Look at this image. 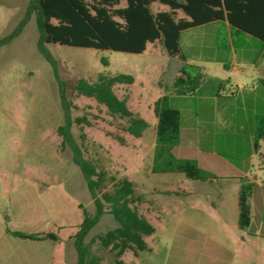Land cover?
I'll return each instance as SVG.
<instances>
[{
  "label": "rangeland",
  "instance_id": "1",
  "mask_svg": "<svg viewBox=\"0 0 264 264\" xmlns=\"http://www.w3.org/2000/svg\"><path fill=\"white\" fill-rule=\"evenodd\" d=\"M29 1L0 0V39L21 25ZM152 9L168 10L159 4ZM220 27L214 22L183 32L187 64L169 57L161 44H150L142 54L48 45L55 68L38 50L35 14L17 38L0 47V264H78L81 225L97 211L72 148L59 133L68 120L73 143L107 173L108 189L112 178L133 181L143 199L136 207L156 228L146 238L151 252L136 257L129 251L117 257L96 240L118 226L107 210L82 237L102 264H237V258L228 261L225 251L234 252L236 245L247 247L245 252L252 257L244 264H264L260 208L249 214L250 228L242 234L240 213L213 207L214 191L225 184L210 183L194 190L197 182L183 174L151 173L157 126L154 107L168 94L170 106L182 115L185 150H176L177 156L195 160L215 178L233 173L229 163L247 168L253 179L239 183V197L246 196L247 204L251 193L258 205L264 200V165L252 147L253 117L264 114V84L252 80L258 75L256 66L263 69L264 78V43L241 33L234 48H219ZM183 65L193 77L203 74L196 96L172 91ZM100 74L134 77L132 85H118L115 92L149 123L142 138L128 134L126 121L111 115L105 106L74 93L77 80L95 82ZM61 83L66 86L67 109ZM9 231L52 233L57 240H22ZM250 235L261 236L262 245L246 243L245 239L252 240Z\"/></svg>",
  "mask_w": 264,
  "mask_h": 264
},
{
  "label": "trees",
  "instance_id": "2",
  "mask_svg": "<svg viewBox=\"0 0 264 264\" xmlns=\"http://www.w3.org/2000/svg\"><path fill=\"white\" fill-rule=\"evenodd\" d=\"M154 4L165 6L168 10L154 12ZM31 14L36 15L39 30L38 50L55 68L56 60L48 45L142 54L150 44H161L169 57L187 63L182 54L183 32L214 22L221 24L217 33L219 48H234L241 33L264 43V0H30L21 25L12 35L0 39V47L20 35ZM102 61L105 66L108 65L106 60ZM186 67L183 65L180 69L172 91L178 96H196L203 74L193 77ZM261 82L264 84V80ZM133 83L134 77L131 75L100 74L95 82L77 80L73 91L79 96L94 99L105 106L111 115L125 120V131L140 139L149 128V123L135 115L129 109L128 100L121 99L115 92L116 86ZM60 89L67 109L65 84L61 83ZM154 113L157 126L151 172L178 173L197 181L215 179V176L202 169L195 160L176 155L175 150L181 141L182 115L179 110L170 106L168 94L156 102ZM59 133L72 148L73 160L87 182L97 211L94 217H87L81 225L79 239L76 241L78 264H102L101 258L90 251L82 237L107 210L118 226L96 238L102 248L110 250L117 257L124 256L129 251L136 257L142 252H151L146 238L153 236L156 228L136 207L143 200L137 194L136 184L127 178H112L111 189H108L107 173L93 161L86 159L81 148L73 143L69 120L60 128ZM252 137L253 153L259 155L261 164L264 165V114L253 117ZM249 214L247 197L242 196V227L249 224ZM9 233L22 240H57L52 233ZM116 264L123 263L118 261Z\"/></svg>",
  "mask_w": 264,
  "mask_h": 264
},
{
  "label": "crops",
  "instance_id": "3",
  "mask_svg": "<svg viewBox=\"0 0 264 264\" xmlns=\"http://www.w3.org/2000/svg\"><path fill=\"white\" fill-rule=\"evenodd\" d=\"M158 11H161V10H158ZM215 61H217V60H215ZM225 68H228V67L226 66ZM233 69L235 71L240 70L241 72H244V68H242V67H233ZM262 70H263L262 68L256 66L255 67V73L258 74L259 76L258 75L252 76V80H254V81L264 80V78H262V76H260ZM182 135H183V130H182V122H181V141H180V146L177 147V149H176L177 151L180 150L181 152L185 150L181 146ZM252 140H253V138H252ZM260 145H262V144L260 143ZM252 147L254 148V141L252 143ZM176 150H175V153L177 155ZM178 157L182 158L181 156H178ZM220 164H222V163L219 162V165ZM227 166L233 171V173L230 172V174H220V175H217L215 179L208 180V181L194 180L197 182L196 183L197 185H195V187L193 189L194 190H196V189L202 190L203 186H208L207 184H210V183L215 184V185H218L220 183L225 184L224 187L220 186V187H218L217 190L214 191L213 207L216 211L222 210L224 213L234 212V213L239 214L240 213V199H239L240 197H239V192H238V186L240 184L242 185L243 181H248L249 179L251 180V179H253V177L250 173V170H248L247 168L240 169L237 165H235L233 163H229V165H227ZM189 180H191V179H189ZM252 185L255 186V183ZM244 188H245V186H244ZM232 189H234V190L232 191ZM183 194H185V193H183ZM251 195H252V193H251ZM251 195L249 196V201H248L250 213H252L255 210V208H260L264 214V200L260 205H258L254 199V196L253 195L251 196ZM263 199H264V192H263ZM146 217L149 220H151L150 217H148V216H146ZM263 223H264V221H263ZM250 225L251 224L249 223L248 226L241 228V223H238V228L241 230V233L243 234L245 231L249 230ZM250 238H252V240L245 239V242L246 243H248V242L254 243L255 242L257 245H262L260 243V242H262L261 236L250 235ZM246 249H247V247L242 248V246H238V245L235 246L234 252H231V251L226 249L225 251L228 252V254H226L228 257V261L233 263V262H235V260L237 258L239 260V262H237V264L238 263H240V264L248 263V261H250V259H252V257L248 256V254L245 252ZM237 252H239L240 254H237ZM233 264H235V263H233Z\"/></svg>",
  "mask_w": 264,
  "mask_h": 264
}]
</instances>
